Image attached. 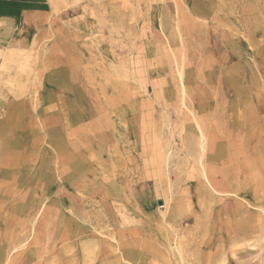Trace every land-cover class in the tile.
Returning a JSON list of instances; mask_svg holds the SVG:
<instances>
[{"label":"rangeland","instance_id":"1","mask_svg":"<svg viewBox=\"0 0 264 264\" xmlns=\"http://www.w3.org/2000/svg\"><path fill=\"white\" fill-rule=\"evenodd\" d=\"M0 264H264V0H54L7 33Z\"/></svg>","mask_w":264,"mask_h":264},{"label":"crops","instance_id":"2","mask_svg":"<svg viewBox=\"0 0 264 264\" xmlns=\"http://www.w3.org/2000/svg\"><path fill=\"white\" fill-rule=\"evenodd\" d=\"M52 12V0H0V41L20 28L33 29Z\"/></svg>","mask_w":264,"mask_h":264},{"label":"water","instance_id":"3","mask_svg":"<svg viewBox=\"0 0 264 264\" xmlns=\"http://www.w3.org/2000/svg\"><path fill=\"white\" fill-rule=\"evenodd\" d=\"M160 205H162V202H160Z\"/></svg>","mask_w":264,"mask_h":264},{"label":"bare ground","instance_id":"4","mask_svg":"<svg viewBox=\"0 0 264 264\" xmlns=\"http://www.w3.org/2000/svg\"><path fill=\"white\" fill-rule=\"evenodd\" d=\"M53 1V4H54V0H52Z\"/></svg>","mask_w":264,"mask_h":264}]
</instances>
